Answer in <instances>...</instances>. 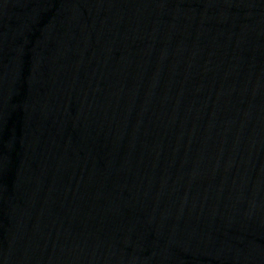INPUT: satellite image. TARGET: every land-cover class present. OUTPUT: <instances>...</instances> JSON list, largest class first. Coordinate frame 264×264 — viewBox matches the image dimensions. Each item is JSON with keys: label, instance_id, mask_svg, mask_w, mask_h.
<instances>
[{"label": "water", "instance_id": "1", "mask_svg": "<svg viewBox=\"0 0 264 264\" xmlns=\"http://www.w3.org/2000/svg\"><path fill=\"white\" fill-rule=\"evenodd\" d=\"M0 264H264V0H0Z\"/></svg>", "mask_w": 264, "mask_h": 264}]
</instances>
